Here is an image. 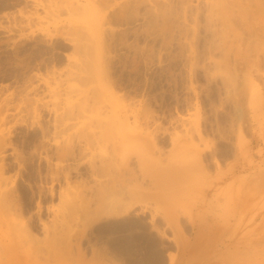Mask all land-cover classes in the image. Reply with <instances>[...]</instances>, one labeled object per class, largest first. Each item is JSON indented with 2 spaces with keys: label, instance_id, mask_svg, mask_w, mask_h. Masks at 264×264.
<instances>
[{
  "label": "rangeland",
  "instance_id": "1",
  "mask_svg": "<svg viewBox=\"0 0 264 264\" xmlns=\"http://www.w3.org/2000/svg\"><path fill=\"white\" fill-rule=\"evenodd\" d=\"M76 1L0 0V264H264V31L228 81L201 14Z\"/></svg>",
  "mask_w": 264,
  "mask_h": 264
},
{
  "label": "bare ground",
  "instance_id": "2",
  "mask_svg": "<svg viewBox=\"0 0 264 264\" xmlns=\"http://www.w3.org/2000/svg\"><path fill=\"white\" fill-rule=\"evenodd\" d=\"M131 1L133 0H77L76 3L80 5L85 11H87L88 14L91 13L92 15H95L99 20V22L102 23L101 16L104 10L110 7L113 8L114 6L119 4L120 6L121 5L125 6ZM144 1H147L152 4V9H153L152 15L155 17L154 20L156 24H159V19H161L162 22L165 25H167V29L169 30H171L172 27V25H170L171 19H176L177 23H180L182 21L185 23H187L188 21H192L194 24L193 27L194 32H197V27L199 24V17H200L199 14H201V16H204L210 22V24L213 25V32H216L217 34H220L222 36L223 45L219 48L220 50L219 52H221V54L219 53L220 54L219 56L217 55L216 52L217 57L215 56L213 58H215L216 64L225 78L227 77L226 75H230L231 77L230 74L231 72H228L229 68L231 67L230 66V64L232 63L231 61H234L235 63L238 64L239 63L241 64L243 62L246 63L249 62L251 64L250 62L251 53H252L251 43L254 40L253 38L256 36L255 35V32H257L256 25L260 26V29L264 31V0H144ZM161 2L169 5L171 10V15H174L173 17L165 15L164 10L161 7H159ZM235 21L241 25L240 29H237L234 26ZM257 61H259V59ZM257 61L255 62V65L257 67H260L261 63L258 64ZM233 65L232 67L234 68ZM251 65L253 66V64ZM236 68H237L236 72H238V65ZM243 72L244 71H242V73ZM224 73H226V75H224ZM244 73H250V72L248 71ZM230 77L229 76L227 77L229 78L227 79L228 81H230L231 79ZM238 140H239V145L243 143L242 141H240V135H238V138L236 139L237 151H238V146H237ZM185 145L186 143L184 141L179 140L176 142L171 152V160H175L176 158H179L181 156L182 154L181 152ZM242 145L243 146H241L240 149L243 147V151H244L246 147L244 146V143ZM143 146L144 145L136 146L135 141L133 142L128 137L123 136L121 142H119V145L117 147L118 150L117 155L120 159V162L122 164L124 162L126 163L127 159L132 154L136 155L139 159L140 167L143 173L148 175L152 171L156 172L155 178L157 181V187L159 189H163L166 183L165 181L167 174L168 175L170 174V169L164 168L162 166H158L157 169L155 168L152 169L150 162H147L148 160L147 157H149V155L146 153L147 151ZM172 165H171V169H175V167L172 168ZM174 177L177 176L174 175ZM182 192L183 190H181V192L178 193L182 194ZM0 212L1 215H3L5 218L6 216L8 218H12L13 217L12 215H18L16 209L14 211L15 213L12 212L11 203L7 198H3L2 201L0 202Z\"/></svg>",
  "mask_w": 264,
  "mask_h": 264
},
{
  "label": "crops",
  "instance_id": "3",
  "mask_svg": "<svg viewBox=\"0 0 264 264\" xmlns=\"http://www.w3.org/2000/svg\"><path fill=\"white\" fill-rule=\"evenodd\" d=\"M147 162H149V159L147 160ZM178 178V177H177ZM199 180V182H200V184H201V182H202V178H199L198 179ZM165 186H166V184L164 185V188H165ZM160 189L161 191H163V190H165V189ZM162 193H164V192H162ZM168 195V194H167ZM245 261H242V264H249V261H247V259H244Z\"/></svg>",
  "mask_w": 264,
  "mask_h": 264
}]
</instances>
